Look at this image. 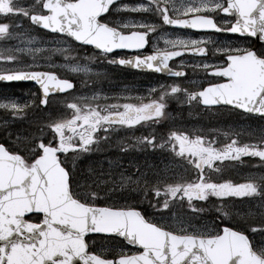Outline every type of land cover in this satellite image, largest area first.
Masks as SVG:
<instances>
[{
	"label": "snow or ice",
	"instance_id": "snow-or-ice-1",
	"mask_svg": "<svg viewBox=\"0 0 264 264\" xmlns=\"http://www.w3.org/2000/svg\"><path fill=\"white\" fill-rule=\"evenodd\" d=\"M114 11L152 13L161 23L128 17L123 24L119 20L113 24L107 18ZM225 16L229 18L225 19ZM15 18L62 34L69 42L94 46L105 56L114 49L143 50L148 35L154 34L162 25L240 34L245 40L257 39L261 47L259 50L252 46L234 48L232 45L237 41L228 40L215 41V48L206 49L202 44L213 43L211 36L197 39L176 36L165 40V45L175 50H161L154 38L152 51L147 55L116 56L108 62L135 69L171 72L170 58L181 53L205 54L210 50L217 62L205 64L204 69L220 82L207 83L198 92H187L175 84L158 85L159 98L139 104L97 106L84 103L85 97H76V102L66 106L70 118L53 119L41 125L39 135L16 137V151L0 143V264H74V258L79 264H264V246L252 247L244 232L232 227L225 226L218 234L194 227L191 232L188 227L169 230L162 219L160 223L153 222V217H145L137 208L101 206L99 201L107 199V195L100 185L115 182L101 180V174L87 167V179L78 184L75 171L77 157L92 151L91 145L104 139L110 131L161 118L165 107L163 101L170 96L179 99L182 94L181 103L196 100L205 106H231L244 113L260 114L264 119V0H180L179 3L176 0H142L132 5L118 4L116 0H36L29 5L23 0H0V20L12 19V23L0 22V37L14 39L17 43L25 38L26 43H31L35 38L29 39L23 32L9 31L23 26ZM56 50L67 54L73 51L71 47ZM38 51L40 49L27 47L0 48V82L30 80L39 86V96L33 94V100L25 99L24 104L7 95L0 99V108L10 111L13 118L23 117L36 99L44 106L49 93L73 89V83L59 78L55 71L28 70L42 66L25 64L18 55ZM180 63L182 65L183 61ZM64 67L73 72L90 71L77 65ZM174 74L180 76L183 71ZM95 98L94 94L87 99ZM3 126L8 127L7 120L3 121ZM97 129L104 130L105 137H100ZM6 135L11 142V131ZM143 142L148 147L161 146L154 144L151 133L143 137ZM215 142V139L190 137L179 131L169 133L162 145L170 147L172 153L185 160L196 175L188 181L177 176L173 183L157 180L149 185L154 199L163 197L155 200L154 209L157 204L159 209H167L170 201L182 202L183 199H187L188 207L192 208L193 199L203 201L209 195L217 198L260 197V214L264 217V176H249L242 183L231 180L217 183L210 175H205V166L212 169L214 160H239L242 155H251L259 157L264 164V131L255 143L238 145L235 136L220 148L213 147ZM21 144L23 148L19 147ZM70 150L71 168L69 157L64 155ZM121 179L124 183H137L127 177ZM111 191L109 188L108 192ZM256 230L264 231V226L252 229ZM178 231L184 234H177ZM86 233L117 234L142 250L129 254L120 249L114 259H107L103 250H87Z\"/></svg>",
	"mask_w": 264,
	"mask_h": 264
},
{
	"label": "flooded vegetation",
	"instance_id": "flooded-vegetation-1",
	"mask_svg": "<svg viewBox=\"0 0 264 264\" xmlns=\"http://www.w3.org/2000/svg\"><path fill=\"white\" fill-rule=\"evenodd\" d=\"M142 0H116L118 4H136ZM146 2V0H143ZM177 3L180 0H176ZM223 15V14H221ZM132 17L135 19L144 18L150 22L160 24L161 21L152 13H129V12H113L107 19L113 22L117 20L123 24L125 18ZM183 18V17H181ZM225 19L229 17L225 16ZM234 19V17H232ZM141 30V29H134ZM176 36L189 37L197 39L202 36H211V44H202L206 49L215 48V41L236 40L232 47H248L252 46L259 50L261 45L257 39H243L240 34L222 33L218 34L215 30H195L188 29L184 26H169L162 27L155 31L154 34H149L147 37L148 43L143 50H125L114 49L111 54L105 56L99 51L94 50L90 46L77 47L82 53V59L86 66L92 70L90 74L82 76L80 79L83 85V93H94L96 98L89 101L87 98L94 95H86L84 103H94L97 106L141 102L147 103L149 99L157 100L159 91L156 90L158 85L175 84L182 90L187 92H198L207 83H218L220 79L209 75L205 69V64L216 63V58L212 51L208 50L205 54L181 53L178 57H172L168 61V67L171 72H156L147 68L135 69L131 66H121L119 64H110L108 61L113 57L119 56L128 58L138 54L147 55L152 51V42L155 38L157 47L161 50H175L171 46L165 45V40H171ZM218 55V54H217ZM93 57V59H86ZM222 58V57H221ZM181 61L183 64L181 65ZM183 71V75L176 76L174 73ZM79 83V84H80ZM7 89L14 88L16 84L6 85L0 84ZM142 98V99H138ZM1 99V98H0ZM183 95L177 99L170 96L165 99L162 116L158 120L141 121L133 126H121L110 131L105 137V131L97 129V133L104 139L94 142L91 148L96 149V157H85L87 163L113 164L120 165L119 171H125V166L132 167L131 170H126V174H135L136 165H144L147 163H170V164H187V162L171 152L170 147L162 145V141L168 139L171 131L184 132L188 136H204L207 140L215 139L213 147L220 148L235 136L239 144L255 143L259 139L260 134L264 131V119L260 114L244 113L243 110L233 109L231 106L226 108H218L216 106H205L194 100L189 103L187 101L181 103ZM6 109L0 108V143L7 139L8 128L3 126V121L7 119ZM54 109L52 108L49 114V120L53 116ZM27 113L38 123L39 109L38 107L30 110ZM18 127V126H17ZM152 134L154 144L161 145L160 147H148L143 142V137ZM228 134L227 136L225 134ZM50 135V134H49ZM95 135V134H94ZM139 141V142H138ZM128 147L125 148L124 145ZM89 153V152H87ZM212 169L208 170V175L213 178V182L220 180H231L233 183H242L249 176L261 177L264 176V164L261 163L259 157L251 155H242L239 160L225 159L223 161L214 160ZM131 172V173H130ZM259 182V181H257ZM209 206L207 211L213 213H227L228 218H224L221 222L219 218L213 220L214 233L218 234L221 227L226 225L235 230H239L248 235L250 241H254V236L260 230L252 231L253 228L259 229L261 226L251 219H258L255 215L251 219H247V211L260 213V197H223L208 196ZM260 236V235H259ZM113 240V237H101ZM128 253L139 251V249L129 247ZM116 249L108 251L104 257L114 259Z\"/></svg>",
	"mask_w": 264,
	"mask_h": 264
},
{
	"label": "rangeland",
	"instance_id": "rangeland-1",
	"mask_svg": "<svg viewBox=\"0 0 264 264\" xmlns=\"http://www.w3.org/2000/svg\"><path fill=\"white\" fill-rule=\"evenodd\" d=\"M25 5L34 4L36 0H23ZM16 20L20 21L23 25L22 27L10 28L9 31L14 32H23L26 34L27 38H35L31 43H26L25 38H21L19 43H17L14 39H3L0 37V48L12 47L15 48H30V49H40L38 52L34 53H18L21 61L25 64H36L41 65L42 67H33L30 69H55L59 74L65 77H76L78 78V83H80V79L82 76L92 73L91 68L86 66L84 63H68L61 62L58 59L64 54L62 51H57L56 49H65L67 47H71V42L63 36L53 35L49 33H42L34 27H25L24 20H20V18H16ZM63 41V42H61ZM72 48V47H71ZM13 55H17L16 52L12 53ZM2 64V62H0ZM65 65H77L81 68H87L90 71H70L69 68H65ZM19 94H15L12 89H7L3 86L0 87V98L3 99L5 95L18 99L19 103L24 104L25 99H28V96L32 95L31 87H24ZM94 93H81V91H74L69 94H66L60 98H52L51 104L55 107L59 105V102H64V107L62 111L56 110L54 108V113L52 119H67L70 118L71 113L66 111V106L70 102H76V97H85L86 95ZM86 98V97H85ZM37 105H31L28 108L33 110ZM48 111H39V121L48 118ZM10 112V111H9ZM8 121V127H10L7 132L11 131L12 139L11 144L17 146L16 137H30L31 134L39 135V132H30V130L20 126L15 127L14 125L18 122H21L18 119H6ZM50 120V121H51ZM29 120L24 121V124H27ZM48 123V122H47ZM7 127V128H8ZM23 145H19V147ZM73 167V166H71ZM77 170V177L80 178L81 181H85L88 177V172L85 171L87 167H91L96 173L101 174L99 178L104 181H114L115 183H108L105 185H100L101 190L107 195V198L110 200L107 205H116V206H128L130 204V200L139 195L140 193L146 194L145 189L150 188L149 185H153L157 182V180H161L164 183H173L175 182V178L177 176L184 177L183 175L186 173V169L183 165L178 164H170V163H147L144 165H136L137 167L135 174H126V170H131L132 167L125 168V171H119L121 168L120 165L113 164H99V163H89V164H75ZM131 173V172H130ZM121 177L129 178V181L137 182V183H124ZM140 177L139 181L137 178ZM78 183V184H79ZM123 185V186H122ZM93 189L96 188V185H92ZM112 189L109 193L108 189ZM247 219H251L254 217V211H247ZM149 215L147 217H153V222L160 223L161 219L163 222L169 226V230H173V228L179 230L185 227H188V231L191 232L192 228L202 229L204 231H208L211 234L214 233V222L204 217L203 215L196 213L193 210L188 209L187 206L182 207L181 205L172 203L170 201L169 207L167 209H159L158 211L149 210ZM258 217H262L260 213L256 214ZM178 234H184L181 231H178ZM260 235V236H259ZM254 241H251V244L254 248L264 246V232H260L254 236ZM88 246L95 252L99 250H103V254L105 255L108 251L112 249H116L119 251L120 249L127 250L128 247L122 243H118L114 240H110L108 238H100L98 236H91L87 238Z\"/></svg>",
	"mask_w": 264,
	"mask_h": 264
},
{
	"label": "trees",
	"instance_id": "trees-1",
	"mask_svg": "<svg viewBox=\"0 0 264 264\" xmlns=\"http://www.w3.org/2000/svg\"><path fill=\"white\" fill-rule=\"evenodd\" d=\"M3 21H9V20H3ZM78 55H79L78 51H72L71 54L64 53L61 56V59L66 61L68 59L77 58ZM28 124L31 125L32 122L30 121ZM31 128H28V129H31ZM91 154L92 155H96V150L92 149ZM67 156L69 158L71 157V151H70V153L67 154ZM68 166L71 168V166H73V165H71L69 163ZM75 171L77 173L76 167H75ZM189 180H191V177H190ZM79 182H80V178L77 177V183H79ZM156 199L162 200L163 197L161 196L159 198H155L154 199L153 198V193L151 192L150 188H148L147 191H146V194H144V196H143L142 193H140L139 195L133 197L130 200L131 203L128 204V206H131V207H134V208H139L140 211L142 212V214L147 217V215H149L148 213H149L150 209L153 210V211H158L159 210V204L156 205L155 209L152 207V204L155 202ZM109 200H110V198L109 199L107 198V199H104V200H100L99 204L100 205H107V203H109V202H106V201H109ZM177 204L181 205L182 207H185V206L188 207L187 199H183L182 202L177 200ZM208 206L209 205L207 204V199H205L203 201H197V200L193 199V207L192 208L188 207V209L193 210L196 213H199V214L203 215L204 217H206L208 219H216V218L221 219L217 213H213V212L207 211Z\"/></svg>",
	"mask_w": 264,
	"mask_h": 264
},
{
	"label": "water",
	"instance_id": "water-1",
	"mask_svg": "<svg viewBox=\"0 0 264 264\" xmlns=\"http://www.w3.org/2000/svg\"><path fill=\"white\" fill-rule=\"evenodd\" d=\"M35 27H38V28H41V29H43V30H45V31H48V32H51V33H54V32H52L50 29H44L42 26H38V25H34ZM59 34V33H58ZM62 35V34H61ZM30 71H37V70H30ZM11 82H17V81H11ZM18 82H28V83H33V84H35L33 81H30V80H22V81H18ZM73 83V82H72ZM36 85V84H35ZM37 87L39 88V86L37 85ZM73 87H74V84H73ZM71 90V89H70ZM67 91H69V90H65L64 92H67ZM64 92H60V91H56V92H52V93H49V95H51V94H61V93H64ZM48 95V96H49ZM48 98V97H47ZM41 106V105H40ZM45 106V105H44ZM88 234H94V233H86L85 234V236L86 235H88ZM97 234H105V233H97ZM105 235H115V236H118L117 234H105ZM119 237V236H118ZM121 238V237H120ZM123 239V238H122ZM126 242V241H125ZM127 243V242H126ZM128 245H131V244H129V243H127ZM131 246H133V245H131ZM135 247H137V246H135ZM74 264H79V261H78V259H75L74 258Z\"/></svg>",
	"mask_w": 264,
	"mask_h": 264
}]
</instances>
